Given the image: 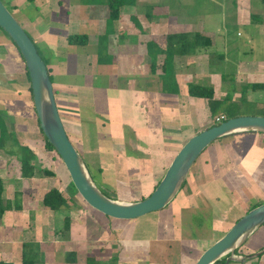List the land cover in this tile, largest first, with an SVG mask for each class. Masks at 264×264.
I'll return each mask as SVG.
<instances>
[{
  "label": "crops",
  "instance_id": "crops-1",
  "mask_svg": "<svg viewBox=\"0 0 264 264\" xmlns=\"http://www.w3.org/2000/svg\"><path fill=\"white\" fill-rule=\"evenodd\" d=\"M168 1L124 0V4L120 8V16L116 21L109 19L106 0L103 2L93 0H35L33 3H29L27 0H10L9 3V7L20 16L21 20L19 21L23 29L36 43L37 51L46 62L55 103L69 140L74 137L78 143L77 146L81 150L82 156L79 155L85 162L96 185H98V180L93 177L89 166L91 163L97 164L100 177L111 178L110 184L106 183L105 180L102 183L108 193L97 187L113 200L123 201L127 199L126 196H120V194H124L120 191H124L125 187L132 199H134V193L145 194V192L151 191L152 186L161 179L166 170L163 171L160 167L167 168L181 146L189 137L195 135L192 134L193 126L188 123V120L207 123L205 118L208 116L211 124L214 122L209 114L207 100L192 98L187 93L188 85L192 84L193 79L208 78L199 85L212 87L216 100H222L226 95L221 89L224 74L219 75L218 72L211 74L212 65H222V63H217L226 57L216 53L213 48L216 45L213 33L214 31L220 32V29L217 27L204 28V22L201 23L200 19L199 21L187 20L188 22H185L187 24L182 28L183 20L181 19L185 18L180 15L177 19H170L169 9L166 11V8L170 7ZM226 2L233 5L232 20L234 24L251 25L253 24L251 22L253 17H260L264 12V7L259 0H222L223 4ZM254 20L256 21L254 25L263 26L261 27V34L262 40H264V24ZM0 33V109L3 120H6L2 130L8 135H13L15 132L20 136L21 132L30 126L33 127L31 132L35 136L39 132V127L28 92L29 83L26 79L23 60L11 40L1 30ZM174 34H185L189 40L195 34L206 35L211 40V46L208 49L198 48L194 53L181 55L179 53L180 46L175 43H168L166 39L168 35ZM70 35H86L88 42L71 45L67 40ZM225 35L226 33L223 35L222 32V36L225 37ZM237 36H240L239 33ZM130 38L132 41L127 43ZM249 42L247 37L246 44ZM262 46L264 47V41ZM170 49L174 50L171 58L167 55ZM109 54L114 61L103 60V57ZM209 59L211 62L218 59V62L209 64ZM165 68L166 71L173 73L175 86L167 87L163 82V78H165L163 70ZM258 70L264 71V63H259ZM71 75H74V80H71ZM249 75L240 72L237 77L243 80ZM262 80H264V76L250 82L245 80L242 90L247 88L245 93L250 91L253 95L257 91L264 92V90L253 91L248 89L251 84H264ZM181 83L185 85L186 90L181 88ZM246 83L247 85H245ZM237 90L240 91V88L238 87ZM113 93L116 94L119 102L115 108L113 104H110ZM236 96L241 97L240 94ZM89 98L93 104L88 102ZM8 119L11 120V127L15 125L16 130L11 129L7 123ZM182 123L189 125V130L192 133L186 134L182 129L184 126ZM210 125L208 124V126ZM22 134L26 136L25 141L29 144V146H25L36 157L44 158L45 153L34 142L37 137L35 136L33 139L27 134ZM117 134L119 135L117 136ZM259 134L231 135L217 140L205 149L209 148L208 150L214 158L213 160L203 158L201 161L205 175H210L212 181L209 183L211 185L226 184L225 179L230 180L233 177L231 172L233 174L237 172L238 177H244L245 181H251L252 178L256 179L257 176L264 175V134H260L261 136ZM86 135L89 139L88 143L85 139ZM20 145L23 146V144ZM0 152H2L1 149ZM155 152H159L161 157L159 163H154ZM173 153L174 155L170 157V154ZM3 155L0 157V180L4 188L3 197L5 201L11 202L17 193L16 191L20 190L21 210H8L0 219V261L22 264V246L27 242L38 245L39 254L42 253L43 260L41 261L39 258V262L36 264L170 263L166 258H162L159 252L155 254L152 250L154 255L151 254V256L150 252L148 253L152 242L156 241L154 238H159V231H155V236L148 240L134 239L132 236L127 237L126 234L120 233V227H117L115 223L119 220L111 219L112 221H109L105 219V221L104 215L84 203L89 209H86L87 214L83 211V207L82 209L78 207L75 212H70L69 215H62V210L51 211L45 208L42 205V199L49 190L40 198L35 194V190L32 192V185L37 181L46 180L45 177L56 179L57 170L59 171L56 163H49L44 167V165L37 166L36 162H33L36 167L34 176L25 179L21 178L20 163L15 161L16 157L13 155L11 157V154L6 155L5 153ZM131 159L134 160L133 163H130ZM40 169L48 170L52 172V175L39 176L40 171H42ZM256 171H258L257 174H255ZM65 172L66 175L61 177L63 180L68 179L67 171L65 170ZM158 174L162 176L154 179V176ZM191 176L197 179V175H194L192 171L186 179H191ZM62 179L57 178L60 186L53 189H58L63 194ZM256 181L264 191V182ZM251 183L252 186H257L253 181L249 184L251 185ZM127 184L129 186H125ZM197 186L199 188L197 192L200 191L204 194V190L200 189L204 186L202 187L201 184H197ZM252 186H249L246 193L248 192L250 199L255 201L253 204L247 205L248 207L246 210L244 209L242 216L252 205L264 202L263 193L261 194L263 198H254L253 193H249ZM259 187L257 186L260 190ZM116 190H119V196H114ZM183 190L184 188L179 193H182ZM251 191H255V189ZM178 194L173 201L176 204L179 199L184 200V202L177 204L181 208L179 209L181 212L196 209L192 205L196 206L198 203L195 204L190 201V198H193L191 194L182 198ZM233 194H228L225 200L231 199ZM200 197L198 198L201 199ZM232 199L234 202H226L227 205L223 208L218 207L217 212L214 211L219 217L222 215L223 219L228 217L221 223L229 225L226 230L234 224L229 216L233 215V211L238 207L236 200ZM211 200L213 201L212 204L203 201L204 205L208 204L205 206L206 208L212 209L220 204V197L216 195ZM228 211V216H225ZM54 212L60 214L61 224L62 221L64 223L66 217L70 219L69 232L71 234L63 238L65 242H61L62 239L59 237L63 227L61 228L59 225L56 229V226L51 222ZM92 215H95L94 218L100 226H105L108 231L112 229L115 234L120 233L121 244L125 243V247H129L128 252L122 251L120 256L104 259L100 255L94 256L88 251L92 249L93 244L91 240L82 235V230L86 228L84 221H87ZM174 215L178 216L177 213ZM242 216L240 215L239 218ZM81 220L83 226L78 224ZM199 221L202 223L201 226L209 223L208 220H203V216L199 218ZM218 222L219 220H215L216 224ZM259 229L263 231V234L256 238L262 239L264 238V226ZM33 231H36L37 234L47 231L49 233L48 238H40L38 243L36 233L35 236L32 235ZM257 231L253 235L257 234ZM247 243L248 241L238 249L239 255H251L264 248L262 247L256 252L249 250L245 252L246 254L244 252L241 254V250ZM63 245H65L64 248L60 250ZM69 252L75 253V262L65 260V255ZM263 256L264 254L260 258L231 264H261L264 260Z\"/></svg>",
  "mask_w": 264,
  "mask_h": 264
},
{
  "label": "rangeland",
  "instance_id": "rangeland-1",
  "mask_svg": "<svg viewBox=\"0 0 264 264\" xmlns=\"http://www.w3.org/2000/svg\"><path fill=\"white\" fill-rule=\"evenodd\" d=\"M93 1L103 2L105 0H93ZM1 2L8 9L11 15L15 18L17 23L22 27V24L19 21L21 20L20 16L18 15V13H15L14 9H11L9 7L10 0H1ZM105 4L107 5V3ZM168 4L170 5V7H167L166 11L169 9L170 19H177V17H179L180 15L181 17L185 18V19H181L183 20L181 24L182 28H184L185 25L187 24L185 22H188L194 19L199 21L200 19L201 23L204 22L203 24L204 28H209V27L216 28L217 27L220 29L221 33L215 32V31L213 33L214 41L216 43V45L213 48L216 50V53L223 54L226 57L223 61H220V62H218V59L212 62L210 61L211 58L209 59V64L215 63V62H218L217 64L222 63V65L220 66L212 65L211 74H213L214 72H218L219 75L224 74V79H223L224 82L222 83V80H221V83H222L221 89L225 92V94H228L230 96L231 101L233 103L235 102L241 105L240 112L242 114H245V116H252V115L263 116L264 115V92L263 91H257L254 93V95L250 91L246 92L245 98H244L245 104L242 103L241 97L236 96L237 94L241 95L240 92L242 91V87L244 85L243 82H245V80L250 82L252 80H257L261 78L262 76H264V71L258 70L259 63H264V47L262 46V42L264 40H262V34H261L262 33L261 27L263 26L260 27V25H254L256 22L255 20H251V22L253 23L251 25L234 24L232 20V17L234 15L233 5L230 2H226L223 4L222 0H169ZM147 10L149 9L147 8ZM149 11H151V9ZM259 22L260 21H258V23ZM222 32H223V35L224 33H226L225 37L222 36ZM238 33L241 37L237 36ZM247 37L250 41L248 44H246ZM131 41L132 39L130 38L127 43ZM34 45L36 46V43H34ZM105 59H108L109 61H114L113 57L110 54L108 56H104L103 60ZM164 70L163 72H164L165 78H163V82H165L167 87L175 86L174 84L175 79H174L173 73L166 71V68ZM240 72L245 73V74H250L249 76L251 77L247 76V78L243 80L238 79L237 75ZM70 78L71 80L72 79L74 80V75H71ZM198 79L199 80L193 79V81H191L192 84L199 85L203 83L204 81L208 80V78H205L202 80L201 77H199ZM76 82L78 81L76 80ZM181 84H182L181 88L186 90L185 85L183 83ZM245 85H247V83ZM219 87H221V85H219ZM238 87L240 88V91L237 90ZM88 102L90 104H93L90 98ZM112 102L110 104H113L114 108L117 107L119 104L115 93H113ZM210 117L213 118L211 115ZM205 119H207V123L206 122L202 123L201 121L196 122V120H191V119L188 120V123L192 124L193 126V129H192L193 133L191 132V130H189V125H186L184 123H182L184 125L182 129L185 131L186 134H190V133L197 134L203 130H206L208 124L209 125L211 124V120L208 116H206ZM4 121L6 120H3L2 111L0 109V132L2 134L0 136V149L2 150V152H0V157L4 156L3 155L4 153L6 155L11 154L10 156L11 157L12 155L15 156L16 157L15 161L19 162L17 160L19 158L18 156L21 155V150L18 146H16L15 141L18 140L20 144L29 146L28 142L25 141V139H27L26 136H24L22 133L27 134L28 136H31L33 139L36 136L37 138L34 139V142H36L38 146H40V149L43 151V153H45L44 154L45 157L39 158V156L37 157L35 156L37 158V161L35 159L34 163L36 162L37 166L44 165V167H46V165H48L49 163H56V165H58L59 167V171L62 172L60 173L57 170V168H54L55 170H57V178L62 179L61 177L63 175L64 176L66 175L64 166L62 165V162L59 159V157L55 153L45 150L44 143H43L40 132H38V134L34 136L31 132L33 127L28 126L26 127L24 132H21L20 136L19 134H15V132L13 135L12 134L8 135L4 130H2ZM7 123L11 127V120L8 119ZM64 126L66 128L65 124ZM12 128L16 130L15 125L11 127V129ZM118 135L119 134H117V136ZM85 139H86V142L88 143L89 139L87 135L85 136ZM70 142H72L77 152H79V154H81L82 156L81 150L78 148L77 146L78 143L76 142L74 137H71ZM208 149L201 153V155L196 160L195 164L190 169L189 174L192 171L194 175H197V179L196 178L194 179L192 176H191V179L189 180L186 179L187 181L184 183V186H183L184 190L182 191V193L178 194V196L181 195L180 198L184 196L187 197L191 194V196L194 199L190 198V201H193L195 204L198 203L196 206L192 205L196 209L191 207L193 208L192 211L188 209L189 211L181 212L179 210L181 208L177 206V204H179V202H184V200L179 199V201L176 204H174L175 201H172V203H170L167 206V208L164 209L162 212L160 211V212L150 213L144 217H141L135 220L115 222L117 227H120L119 228V230L121 231L120 233L126 234L127 237L132 236L134 237V239L148 240L155 236V233H156L155 231H159L160 232V234L158 235L159 238H154V240L156 241L152 242V245L149 248L150 250L148 251V253L150 252V256L151 254L154 255V253L156 254L159 252L162 258H166L170 262V263L168 262L169 264H194L195 261L198 259V257L202 254L204 250H206L209 246H211L214 241H216L218 238H220L230 229L229 228L228 230H226L229 227V225L221 224L228 217L223 219L222 215L221 217H219L218 215L215 214L214 211L217 212L219 210L218 207L223 208L225 205H227L226 202L228 203L234 202V200L232 199L234 198L236 202L238 203L237 205L238 207H236V209L233 211L232 213L233 215H230L229 217L232 218V222L233 221L235 222V220L238 219L240 215L242 216L243 211H245L246 208L248 207L247 205L250 203L251 204L254 203L255 200L250 199V195H248V192L246 193V191L249 189V186L251 187L253 185L252 183L251 185L249 184L251 181H253L255 185L259 187V185L256 183L257 182L256 180H260L264 182V175L257 176L256 179L252 178L251 181H248V180L245 181L246 179L244 177H241V176L238 177L237 172L234 174L231 172V175L233 177H231L230 180L226 178L224 181L226 182V184L222 183V184L213 186L211 185V183H209L212 180H210V177H209L210 175H205V170L201 162L203 158H208L209 160L214 159L211 155V152H209ZM154 155H155L154 163H157V162L159 163L160 158H161L159 156V152H155ZM173 155L174 153L172 155L170 154V157ZM133 161L134 160H132L130 163H133ZM17 166L18 165L16 164V167ZM89 166H90L94 179L98 180L97 186L101 190L108 193V190L104 186H102V183L105 180L106 183L110 184L111 178L108 179L104 176L100 177V172L98 170L97 164L91 163L89 164ZM160 169L164 171L166 167H160ZM257 173L258 171H256L255 174ZM158 175L154 176V179H158L162 176L161 174H158ZM234 175H237V176H234ZM39 176H44V175L40 172ZM251 176L252 174L250 175V177ZM57 178L54 179L51 177H45L46 180H43L41 182L37 181L34 185H32L33 186L32 192L33 190H35L36 191L35 194L41 198V196L46 191L53 189V188H58L60 186V183L58 182ZM62 181H63L62 188L64 191L63 196L66 198V200H68L66 208L62 209V213H63L62 215L64 214L69 215L70 212H75L78 207L79 209H82L83 207L84 208L83 211L87 214L86 212L87 207L83 204V201L80 199L75 189L73 188L70 178L68 179L66 178V180L62 179ZM195 182H196V185H195ZM197 184H201L202 187L204 186V188H200L204 190V194H202L200 191L197 192L199 189ZM125 186H129V185L127 184ZM257 186L255 187L252 186V189H255V191H251L252 190L251 189L249 190V193L250 192L253 193L252 196L254 198H257V197L263 198L261 197V194L263 193L264 195V191L260 187H259L260 188L259 190ZM125 188H124V191H120L124 194H120V192L118 193L119 190H116L115 192L116 195L114 196H119L118 194H120V196H126L127 199L126 200L122 199L123 201H127V200L140 201L141 200L140 198L147 196L150 192L149 190V192L147 191L145 192V194L134 193V197H133L134 199H132L130 196L131 194H129ZM19 191L20 190L16 191L17 197H18ZM231 193H234L231 199L225 200L228 197V194H231ZM110 195L112 194L110 193ZM214 195L220 197V204L214 206L212 209L209 207L206 208L205 206H207L210 203L211 204L213 203L211 199L214 197ZM199 196H201L200 197L201 199L198 198ZM241 196H243L244 198H242ZM203 201L208 202V204L204 205ZM79 204L82 206H80ZM183 204H186V203H183ZM245 204H246V207L244 206ZM175 213H177L178 216H175L174 215ZM228 213L229 211L227 212L225 216H228ZM95 215H98V214H95ZM95 215L90 216L87 221L86 220L84 221V224H86V228H83L82 230V235L86 237V239L91 240L93 244L92 249H89L88 251L91 252L94 256L100 255L101 258H104V259L122 255L121 253H123L124 251H127L129 247L128 246L125 247L126 246L125 243L121 244V241H120L121 238H119L121 237L120 233L118 232L117 234H115V232H112V229L108 231V229L105 226L104 227L100 226L97 220L94 218ZM202 216H203L204 221L205 220L209 221V223L207 222L205 226L204 225L201 226L202 223H200L199 221V218ZM84 217H86L85 214H84ZM103 218L104 220L106 219V220L112 221L111 219H108L105 216H103ZM215 220H219V222L216 224ZM51 222L56 226L55 227L56 229H58L59 225H61V228L64 225L63 221L61 224V217L58 212H54ZM78 224L83 226V221L82 220L79 221ZM261 229H259L257 231V234L253 235V237H251L248 240L247 245L244 247L243 250H241V254L243 252L244 253L248 252L249 250L256 252L258 251V249L264 247V244H263L264 238L262 239L256 238L260 234H263V231ZM35 233L36 231H33L32 235L35 236ZM60 233L61 235L59 237H61L62 239L61 242H65L63 238L71 234V232L69 231L68 233H64L63 231H61ZM48 235L49 233L47 231L39 233V234L36 233L37 242L39 243L40 238H48ZM158 239H164V240L159 241ZM64 246L65 245L61 246L60 250H62ZM152 250H154V253ZM98 251H100L101 253H99ZM38 252H39V246H38ZM39 255H40L39 258H41V261H42L43 260L42 253L40 252ZM158 258H160V256H158ZM261 264H264V260H262Z\"/></svg>",
  "mask_w": 264,
  "mask_h": 264
},
{
  "label": "water",
  "instance_id": "water-1",
  "mask_svg": "<svg viewBox=\"0 0 264 264\" xmlns=\"http://www.w3.org/2000/svg\"><path fill=\"white\" fill-rule=\"evenodd\" d=\"M0 30L17 48L30 80L32 104L39 129L61 160L71 184L85 205L119 221H130L165 209L177 196L190 169L201 153L219 139L236 134H264V116H239L190 137L169 163L152 193L140 201H119L107 197L97 187L85 162L70 142L54 99L47 67L36 46L0 0ZM264 225V202L246 212L230 229L202 252L194 264L242 263L264 254H235Z\"/></svg>",
  "mask_w": 264,
  "mask_h": 264
},
{
  "label": "trees",
  "instance_id": "trees-1",
  "mask_svg": "<svg viewBox=\"0 0 264 264\" xmlns=\"http://www.w3.org/2000/svg\"><path fill=\"white\" fill-rule=\"evenodd\" d=\"M27 1L29 3H33L35 0H27ZM259 1L261 2L262 6L264 7V0H259ZM106 3H107L108 11H109V19L111 21L118 20V18L120 16V8L123 6L124 0H106ZM254 19H256V20L258 19L257 21H260L259 23L264 24V12H263L262 17L254 16L253 20ZM166 39H167L168 43H175L176 45L178 44L180 46L179 47L180 48L179 53L181 55L194 53L195 50L198 48L208 49L211 46L210 38L206 35H201V34L193 35L191 37V40H189L188 36L185 34L168 35L166 37ZM67 40H68V43L71 45L72 44H74V45L86 44L88 42V38L86 35H70L67 38ZM173 52H174L173 49L169 50V52L167 54L169 58H171L173 56ZM44 63L46 65L45 61H44ZM25 75H26V79L29 83L28 92H29L30 100L32 101V93H31L30 80L28 77V73L25 72ZM49 79L51 81L50 77H49ZM248 89H251L253 91L264 90V84H251L248 87ZM246 90H247V88H245L241 91V98H242L243 104H245L244 94H245ZM187 93L192 98H200V99L207 100L210 115L213 117L214 120L216 118H221L219 123L224 122V121L231 119V118H235V117L245 115V114H242L240 112L241 105L237 104L235 102L233 103L228 94H226L224 99H222L221 101L214 99V91H213V88L210 86L190 84V85H188ZM252 116H255V115H252ZM219 123H216L214 121L206 129L213 127V126H216ZM37 125L39 127L38 120H37ZM39 132L43 138L45 150L55 153L53 147L48 143V141L43 136L42 131L40 129H39ZM0 136H1V133H0ZM15 144L21 150V155L18 156L19 157L18 161L20 163L21 178H25V179L26 178H32L34 176L35 171H36V169H35L36 167L33 163L35 160V155L28 147H26L25 145H23V146L20 145V143L18 141H15ZM40 172L45 176H51L52 175V172H50L48 170H42ZM159 181L152 186L151 191L147 196H144L140 199L142 200V199L148 197L152 193V191L155 189V187L157 186ZM183 186H184V184H183ZM183 186H182V188H183ZM3 192H4L3 183L0 180V219L2 218L4 212H6L8 210H15V211L21 210V201H20L21 195H20V193L18 194V197L16 196V193H15L13 202H9V201H5L3 199ZM102 193L105 194L106 196H108L105 192L102 191ZM259 204L260 203L252 205L251 207L248 208V210L246 212L255 208ZM42 205L51 211H60L64 208H66L67 200L58 189H51L44 194L43 199H42ZM69 227H70V219L66 217L64 219L63 232L68 233ZM65 260L67 262H75V253H73V252L66 253ZM224 261H225V258L222 259L221 261L217 262V263L223 264ZM38 262H39L38 245H36L34 243L23 244L22 254H21V263L22 264H36ZM0 264H12V263H5V262L0 261Z\"/></svg>",
  "mask_w": 264,
  "mask_h": 264
},
{
  "label": "built area",
  "instance_id": "built-area-1",
  "mask_svg": "<svg viewBox=\"0 0 264 264\" xmlns=\"http://www.w3.org/2000/svg\"><path fill=\"white\" fill-rule=\"evenodd\" d=\"M220 120H221V118H216L214 121H215L216 123H219Z\"/></svg>",
  "mask_w": 264,
  "mask_h": 264
},
{
  "label": "flooded vegetation",
  "instance_id": "flooded-vegetation-1",
  "mask_svg": "<svg viewBox=\"0 0 264 264\" xmlns=\"http://www.w3.org/2000/svg\"><path fill=\"white\" fill-rule=\"evenodd\" d=\"M218 239H219V238H218ZM218 239H217V240H218ZM214 242H215V241H214ZM214 242H213V243H214ZM213 243H212V244H213ZM261 250H262V249H261ZM237 252H238V250H237V251H235V254H238ZM217 264H219V263H217Z\"/></svg>",
  "mask_w": 264,
  "mask_h": 264
}]
</instances>
